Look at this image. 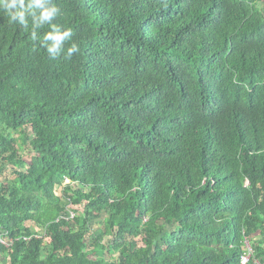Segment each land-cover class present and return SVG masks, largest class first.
Listing matches in <instances>:
<instances>
[{
    "label": "trees",
    "instance_id": "obj_1",
    "mask_svg": "<svg viewBox=\"0 0 264 264\" xmlns=\"http://www.w3.org/2000/svg\"><path fill=\"white\" fill-rule=\"evenodd\" d=\"M53 3L55 60L0 10V256L264 264V0Z\"/></svg>",
    "mask_w": 264,
    "mask_h": 264
},
{
    "label": "clouds",
    "instance_id": "obj_2",
    "mask_svg": "<svg viewBox=\"0 0 264 264\" xmlns=\"http://www.w3.org/2000/svg\"><path fill=\"white\" fill-rule=\"evenodd\" d=\"M0 10L9 17V23H18L24 28L28 27V20L31 18L33 41L38 39L37 30L47 25L50 30L44 33L39 43L53 60L65 52V43L72 41V29L62 28L54 23L60 15V9L53 0H0ZM78 51L77 43L72 42L66 49L67 57L70 58Z\"/></svg>",
    "mask_w": 264,
    "mask_h": 264
},
{
    "label": "rangeland",
    "instance_id": "obj_3",
    "mask_svg": "<svg viewBox=\"0 0 264 264\" xmlns=\"http://www.w3.org/2000/svg\"><path fill=\"white\" fill-rule=\"evenodd\" d=\"M26 130V132L28 133V134H30L31 132H30V128H26L25 129ZM15 138H17V136H14ZM22 156H23V158L25 159V161H27V162H29V160H30V158H31V156H32V152H31V150H30V147H29V145H26V146H24V148H23V150H22ZM6 175H7V179H12V176H11V171L10 170H8V171H6V173H5ZM65 183H68V181H66ZM56 193H59V189H57L56 190ZM95 223L97 222V221H94ZM100 226L101 225H95V226H93V229H98V227L100 228ZM97 231V230H96ZM138 243H139V245H141V242L139 241V239H138ZM118 253L116 254V259H115V261H118ZM0 264H7L6 263V261L0 256Z\"/></svg>",
    "mask_w": 264,
    "mask_h": 264
},
{
    "label": "built area",
    "instance_id": "obj_4",
    "mask_svg": "<svg viewBox=\"0 0 264 264\" xmlns=\"http://www.w3.org/2000/svg\"><path fill=\"white\" fill-rule=\"evenodd\" d=\"M246 185H248L247 181H246ZM74 215H75L74 211L68 210L66 214H61L60 218L65 220V221H69V220H72L74 218ZM1 242L4 243L3 240H1ZM245 247H246V252L244 255L241 256L240 264H248V262L252 256V249L250 248L248 242H245ZM254 264H261V263L255 260Z\"/></svg>",
    "mask_w": 264,
    "mask_h": 264
}]
</instances>
